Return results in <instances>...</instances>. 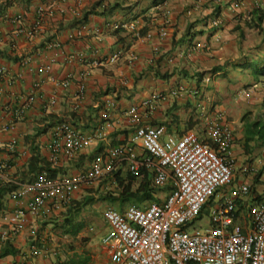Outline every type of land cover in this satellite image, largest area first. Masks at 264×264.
Segmentation results:
<instances>
[{
  "label": "crops",
  "instance_id": "0c3cea01",
  "mask_svg": "<svg viewBox=\"0 0 264 264\" xmlns=\"http://www.w3.org/2000/svg\"><path fill=\"white\" fill-rule=\"evenodd\" d=\"M233 1L0 0V67L6 68L0 77V125L14 126V132L0 134V162L8 164L0 171V177L6 176L0 183L19 188L34 180L41 166L55 171L53 179L87 169L90 155L95 157L130 141L135 128L126 112L152 94L186 85L199 88L204 106L230 97L232 80L241 76L252 52L264 50L250 16L253 10H264V0H238L241 5L237 9H233ZM216 17L222 24L211 30L207 23ZM113 22L135 23L139 37L130 31H113ZM36 24L39 28L33 37L21 33ZM162 28L167 36L159 39ZM193 44L208 50L190 52ZM114 53L120 54L119 59L107 64L106 59ZM43 66H49L50 71L39 73ZM205 78L210 79L208 84L202 82ZM65 80L70 81L66 89L55 83ZM35 84L38 88L34 91ZM263 84L264 77H259L251 86L255 89L254 105L264 103ZM32 92L35 101L28 105ZM109 102L112 105L108 107ZM197 104L192 96L159 102L153 114H144L142 125L164 126L168 135H181L183 126L192 127L195 114L200 117ZM219 109L226 111L221 105ZM61 122L84 134L100 131L101 139L73 159H61L52 166L49 139L53 127ZM244 124L241 121V130ZM241 130L234 135L236 141L242 138ZM13 136L17 145L9 150ZM240 153L235 145L236 158ZM236 180L235 176L234 183ZM258 183L257 190H264V173ZM74 197L59 212L27 215V227L14 233L9 230L7 216L14 208H24L30 198L15 202L10 194L4 196L0 252L16 254L0 257V264H110L102 244L108 232H93V239L87 232L75 236L63 232L61 223L68 218L65 210L75 203ZM32 248L40 250V256L32 255Z\"/></svg>",
  "mask_w": 264,
  "mask_h": 264
},
{
  "label": "built area",
  "instance_id": "2783aa9c",
  "mask_svg": "<svg viewBox=\"0 0 264 264\" xmlns=\"http://www.w3.org/2000/svg\"><path fill=\"white\" fill-rule=\"evenodd\" d=\"M233 7L237 8L238 4ZM221 23L215 18L208 27L218 29ZM38 26L21 33L31 38ZM112 29L139 35L134 23H114ZM166 36V30L161 29L158 38ZM200 49L207 48L199 44L191 48L192 51ZM119 56L114 53L105 62L113 64ZM136 59L132 54L131 60ZM49 71V66L38 70L39 73ZM5 74L6 68L0 67V77ZM55 83L63 89L70 85L69 80ZM37 88L35 84L34 91ZM184 96L196 98L201 92L198 88L179 85L167 93L152 94L139 106L130 107L126 116L135 128L130 141L96 155L87 169L58 179L41 171L31 182L19 185L10 195L11 199L15 202L30 199L24 208H14L8 214L9 230L23 231L28 225L27 215L37 217L59 212L73 196L124 165L134 176L147 172L153 188L159 190L169 186L170 190L159 201L130 205L122 211L110 207L104 211L109 231L102 244L110 264H264V196L253 205H246L245 209L239 207L250 195L251 188L244 183L234 185L236 140L225 117L218 111L206 110L198 102L202 138L193 132L168 135L163 126L142 125L144 114H153L157 103ZM34 101L32 92L26 103L32 105ZM111 105L107 103L108 107ZM8 131L14 132L13 124L0 125V134ZM100 139V131L84 134L68 122L58 123L49 139V162L56 166L61 159L71 160ZM16 145L13 136L9 150H14ZM7 168L6 162H0V171ZM240 171L254 177L260 168L247 164ZM5 177L2 175L0 179ZM219 191L220 200L215 205L214 198ZM206 210L208 225L203 230L190 231ZM31 253L40 256L41 251L32 248Z\"/></svg>",
  "mask_w": 264,
  "mask_h": 264
},
{
  "label": "rangeland",
  "instance_id": "374dc122",
  "mask_svg": "<svg viewBox=\"0 0 264 264\" xmlns=\"http://www.w3.org/2000/svg\"><path fill=\"white\" fill-rule=\"evenodd\" d=\"M255 54L254 56H251ZM250 55L249 59L254 64L255 68L262 67L264 65V50H259L257 53H253ZM243 73L239 74L238 78H234L232 80L233 89L230 92V97H222L223 100H221L220 104H214L208 103L209 105H205L206 110L211 109L213 111L220 112L228 121V123L233 126L235 129L233 130L234 135L239 133L241 130L240 123L241 121L244 122H251L255 120H262L264 121V103L263 105H254V94L255 89L251 88V86L256 84L257 79L259 78L256 76L253 72L254 70L252 68H243ZM221 84L220 88H225V84ZM229 84V83H228ZM250 89V90H249ZM246 94L248 96L246 97ZM213 96H211L210 100H212ZM219 105L222 106V108H226V111L223 112L219 109ZM192 112V111H191ZM191 114H194L192 112ZM194 118H196V121L193 123L192 127L187 129V126H183L182 133L191 131L195 135H197L199 138L203 137V124H202V117H198L197 114L194 115ZM235 122V124H233ZM237 128V129H236ZM240 135H243V132L241 130ZM243 138V137H242ZM239 139L236 141V146L239 147V150L241 153L238 155L237 158H239L238 165L236 167V177L237 180L235 181L234 185H237V183H244L247 185H250L251 183V193L249 196V201L252 202L256 198H260L264 196V190L258 191L260 183H254L253 181L255 179H252L253 176H247L250 177V179H246V175L242 174L240 171L241 168L245 164H253L257 168H264L261 167V164H264V146L261 142H254L250 145L249 151L246 153L242 147L243 145V139ZM88 167V164L86 165ZM263 171H261L262 173ZM264 173V172H263ZM255 178V177H254ZM258 180V179H257ZM257 187V188H256ZM113 191L112 185L104 181V179H101L100 181L94 183L90 188H87L83 190L82 192L75 195V206L77 203L78 213L74 212L73 221L76 224L82 223L83 229L80 232H87L89 236L93 239L94 233L93 232H108L109 227L104 221V211L107 208H115L118 209L116 204L109 203L107 200H105L104 196H106L108 193H111ZM262 192V193H261ZM166 192L161 190H156V197L155 199H161L164 197ZM219 194L216 195L214 198L215 205L218 204V201L220 200ZM89 198L86 201L85 198ZM91 198V199H90ZM147 203V202H145ZM73 204V205H74ZM132 205L131 203L124 205L123 209ZM249 205V204H248ZM66 213V210H65ZM77 213V214H75ZM64 214V213H63ZM208 225V218H207V210L203 214V216L189 229L192 231L193 229L196 230H203Z\"/></svg>",
  "mask_w": 264,
  "mask_h": 264
},
{
  "label": "trees",
  "instance_id": "16d2710c",
  "mask_svg": "<svg viewBox=\"0 0 264 264\" xmlns=\"http://www.w3.org/2000/svg\"><path fill=\"white\" fill-rule=\"evenodd\" d=\"M112 10H115V8H112ZM88 14L84 16V20H86ZM252 19V28L258 31V34L261 35L262 41H261V49L264 48V10H253L250 14ZM122 31V30H118ZM115 31V32H118ZM262 51V50H261ZM252 68L254 70V74L258 77H264V65L258 68H255L254 64L251 61H248L243 65V68ZM201 81V80H200ZM174 110V106L172 107ZM171 125L168 126L170 128ZM188 129V128H187ZM242 139H243V149L247 153L249 151L250 145L254 142H261L264 146V121L262 120H255L251 122H245V124L242 126ZM234 134V133H233ZM93 155L89 156L88 161H92ZM89 162V164H90ZM41 169H39L40 173L41 171H46L50 177L55 175V171H52L47 166H41ZM37 169V168H34ZM30 169V170H34ZM263 174L261 171L258 172L256 176H254L255 180L253 181L255 184L258 183L259 177ZM104 181L112 185L113 191L111 193H108L106 196H104L105 200H107L109 203L116 204L118 210L122 211L124 205L131 203L132 205H140L145 202L150 201H159V199H155L156 197V190L153 188L151 184V178L150 175L147 172H143L141 175L134 176L128 173L125 170V166L121 165L119 166L115 171L110 172L108 175H106L104 178ZM9 184H2L0 183V206H1V199L6 196L7 194H12L15 192L18 188L16 187H9ZM251 187V185H250ZM161 190V189H159ZM170 190L169 186H166L163 188L164 192H167ZM250 196V195H249ZM249 196L243 202L240 204V208L246 207V205H253L255 202L261 200L262 197L254 199L252 202L249 201ZM89 198H85L86 201ZM91 199V198H90ZM79 205V203H77ZM77 205H71L68 206L66 209L65 216H68V218H65L61 225L64 227L63 232H73L72 235L75 236L78 232H80L83 229V224L79 223L76 224L73 221L72 215L74 212L78 211ZM78 213V212H77ZM75 213V214H77ZM7 245V244H6ZM9 254H16L14 251H1L0 257H5Z\"/></svg>",
  "mask_w": 264,
  "mask_h": 264
},
{
  "label": "clouds",
  "instance_id": "9594fccd",
  "mask_svg": "<svg viewBox=\"0 0 264 264\" xmlns=\"http://www.w3.org/2000/svg\"><path fill=\"white\" fill-rule=\"evenodd\" d=\"M235 3H237L238 4V7L237 8H239L240 7V5H241V2L240 1H233V4H232V7H233V5L235 4ZM237 8H234L233 7V9H237ZM216 18H219V17H216ZM213 19H215V18H213ZM212 20V19H211ZM211 20H209V22L211 21ZM208 22V23H209ZM114 23H122V24H130V23H126V22H113L112 24H114ZM131 23H133V22H131ZM208 23H207V26H208ZM112 24H111V27H110V29H112ZM135 24V23H134ZM222 24V23H221ZM209 28V27H208ZM220 28V27H219ZM218 28V29H219ZM162 29H165V28H162ZM210 29V28H209ZM218 29H211V30H218ZM113 31H118V30H114V29H112ZM119 30H122V31H126V30H123V29H119ZM166 30V29H165ZM138 32H139V35H140V30L138 29ZM131 33V32H130ZM160 33V32H159ZM166 33H167V31H166ZM132 34V33H131ZM133 35V34H132ZM139 35H138V37H139ZM134 36V35H133ZM134 37H136V36H134ZM196 45H198V44H196ZM196 45H190L189 46V48L188 49H190V52H192V50H191V48H193L194 46H196ZM206 48H207V46H205ZM200 50H202V49H200ZM203 50H208V48L207 49H203ZM196 51H198V50H196ZM205 79H208L209 81H210V79L209 78H205ZM204 79V80H205ZM204 80H202V82L204 83ZM209 83V82H208ZM207 83V84H208ZM204 84H206V83H204ZM264 85V84H263ZM199 89V88H198ZM201 92V91H200ZM197 98V101L198 102H201V101H203L202 100V94H201V96L200 97H196ZM199 98V99H198ZM174 100H177V99H174ZM170 101V100H169ZM205 109H206V107H205ZM207 110H211V109H207ZM201 116V115H200ZM226 119V118H225ZM228 122V121H227ZM164 127V126H163ZM232 127V126H231ZM232 129H233V127H232ZM187 132H191V131H187ZM185 133V132H184ZM183 134V133H182ZM235 137V136H234ZM236 140V139H235ZM236 142V141H235ZM235 145H236V143H235ZM237 162H238V160H237ZM245 165H247V164H245ZM264 166V164H261V167H263ZM89 167V166H88ZM125 170H126V168H125ZM260 171H263L264 172V168H261L260 169ZM253 179H254V177H253ZM250 186V185H249ZM251 188V187H250ZM64 208V207H63Z\"/></svg>",
  "mask_w": 264,
  "mask_h": 264
}]
</instances>
